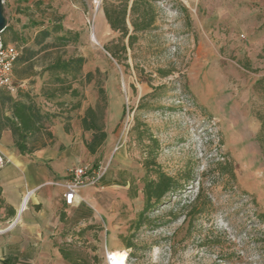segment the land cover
<instances>
[{
    "label": "rangeland",
    "instance_id": "obj_1",
    "mask_svg": "<svg viewBox=\"0 0 264 264\" xmlns=\"http://www.w3.org/2000/svg\"><path fill=\"white\" fill-rule=\"evenodd\" d=\"M138 1L153 23L137 33L133 0L2 3L7 42L33 47L35 33L54 24L76 34L29 63L16 62V90L30 91L44 110L62 116L94 106L98 86L105 91L102 175L87 197L95 221L71 225L75 246L91 264H107L105 249L119 251L125 264H264V0ZM106 9L115 16L125 10L124 39ZM62 34L52 32L49 40L62 44L56 39ZM112 43L126 46L120 60L105 49ZM56 54L82 55V71L75 78L48 71ZM56 75L64 82L56 83ZM149 156L184 188L134 227L144 182L153 176V167L144 166ZM218 160L231 164L234 177ZM198 190L206 204L201 214L189 212Z\"/></svg>",
    "mask_w": 264,
    "mask_h": 264
},
{
    "label": "crops",
    "instance_id": "obj_2",
    "mask_svg": "<svg viewBox=\"0 0 264 264\" xmlns=\"http://www.w3.org/2000/svg\"><path fill=\"white\" fill-rule=\"evenodd\" d=\"M88 106L70 112L68 120L60 114L50 128L52 142L29 154L18 150L10 130L2 132L0 154L5 163L0 166L1 197L14 213L9 215L0 207V264H68L60 248L71 236V225L86 226L95 221L87 202L92 191L89 186L80 189L74 206L65 205L62 196L70 170L89 164L102 152L101 148L91 154L85 144L91 131L83 130L79 118ZM13 219L15 223L10 224Z\"/></svg>",
    "mask_w": 264,
    "mask_h": 264
},
{
    "label": "trees",
    "instance_id": "obj_3",
    "mask_svg": "<svg viewBox=\"0 0 264 264\" xmlns=\"http://www.w3.org/2000/svg\"><path fill=\"white\" fill-rule=\"evenodd\" d=\"M147 8L142 5L138 0H133L130 13L132 15L131 25L133 32L137 33L148 29L153 23V16L146 10ZM108 22L111 27L119 29V23L122 25V34L120 39H124L127 36V28L124 23L125 10L120 15L115 16L111 11L106 9L105 11ZM7 28V26H6ZM5 28V29H6ZM5 31V30H4ZM3 31V32H4ZM2 32V33H3ZM52 32H63L62 35L57 36L56 39L64 41L62 44H57L54 41H50ZM1 33V41L7 42ZM135 34L128 35L129 44L132 43ZM76 34L71 30H65L63 26L54 24L51 29L42 27L33 37L34 46H24L21 49L20 54L17 57L16 62L29 63L41 51H49L60 46L66 45L69 40H74ZM113 44V45H112ZM111 46L105 47L113 58L119 59V49L125 53L126 46L121 44L120 48L117 44L112 43ZM120 60V59H119ZM84 57L82 55H73L67 58H63L61 54H56L51 58L46 66V69L53 73H62L64 76L72 75L76 77L81 71L84 64ZM86 82L93 80L92 72L85 74ZM56 83H63V78L59 75L54 77ZM69 89H72L69 87ZM76 93V89L71 90ZM98 100L94 106H88L84 114L80 116V122L83 130L91 131V138L85 141L86 147L91 154H95L99 151V148L105 141L107 134L105 131V123L103 120L104 111L107 106V98L105 91L101 86H98ZM60 116L59 113L50 112L44 110L40 104H38L30 91L19 88L16 93H11L6 89H0V138L4 130L8 129L11 132L14 144L22 154H29L35 150L50 144L53 140V134L51 132V126L55 120ZM71 116H65V119H70ZM261 121V129L264 130V118L259 116ZM68 130V126L65 127ZM151 136H150V138ZM101 153L99 154L97 161L94 163L95 169L99 167L98 162L100 160ZM157 162L154 156L146 157L144 160L145 169L149 170L153 167V176L146 179L143 186L144 206L138 213L137 219L134 222V227H140L145 219L148 211L163 203V201L171 194L182 190L184 183L180 182L179 178H176L165 171L161 170L159 166H156ZM217 167H228V173L231 177H234V172L229 162L217 161ZM205 201L201 199V190H198L197 196L193 202L189 204V212H196L201 214L205 209ZM0 207H5L9 215L14 213L13 209L8 208L1 197L0 188ZM61 219H64L65 212H61ZM261 217L263 215L261 214ZM69 234L72 236L71 232ZM264 247V234L261 240ZM76 240H71L66 246L60 248L61 254L68 261V264H91L87 256H82L78 252ZM127 247H131L128 244ZM264 259V251H263Z\"/></svg>",
    "mask_w": 264,
    "mask_h": 264
},
{
    "label": "built area",
    "instance_id": "obj_4",
    "mask_svg": "<svg viewBox=\"0 0 264 264\" xmlns=\"http://www.w3.org/2000/svg\"><path fill=\"white\" fill-rule=\"evenodd\" d=\"M22 47L17 46L13 42H2L0 40V89H6L11 93L16 91L13 85V71L17 61V57ZM5 163L4 158L0 154V166ZM99 168V167H98ZM94 169L88 163L73 167L70 170L68 179L64 182L63 202L67 206H74L77 203L80 189L95 184L100 178V170ZM13 219L10 224H14ZM73 240L72 236L66 237L67 243ZM113 251L105 249V260L107 264H113Z\"/></svg>",
    "mask_w": 264,
    "mask_h": 264
},
{
    "label": "bare ground",
    "instance_id": "obj_5",
    "mask_svg": "<svg viewBox=\"0 0 264 264\" xmlns=\"http://www.w3.org/2000/svg\"><path fill=\"white\" fill-rule=\"evenodd\" d=\"M93 40L96 41L94 36H93ZM112 262L113 264H125L126 263L119 251L113 252Z\"/></svg>",
    "mask_w": 264,
    "mask_h": 264
},
{
    "label": "water",
    "instance_id": "obj_6",
    "mask_svg": "<svg viewBox=\"0 0 264 264\" xmlns=\"http://www.w3.org/2000/svg\"><path fill=\"white\" fill-rule=\"evenodd\" d=\"M2 3H3V0H0V40H1V33L6 28L5 17L3 15V11H2Z\"/></svg>",
    "mask_w": 264,
    "mask_h": 264
}]
</instances>
